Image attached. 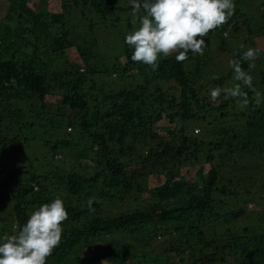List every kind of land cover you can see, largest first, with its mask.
I'll return each instance as SVG.
<instances>
[{
    "label": "trees",
    "instance_id": "1",
    "mask_svg": "<svg viewBox=\"0 0 264 264\" xmlns=\"http://www.w3.org/2000/svg\"><path fill=\"white\" fill-rule=\"evenodd\" d=\"M60 1L58 13L36 10L28 0H6L3 7L0 237L59 196L68 219L47 264H264V102L255 103L257 91L264 96V69L258 84L242 85L247 105L223 94L212 103L210 89L224 88L232 68L204 84V55L189 52L184 62L176 54L161 56L155 71L133 62L125 43L135 27L130 2L121 7L129 15L122 59L93 66L81 51L87 67L64 59L53 68L65 49L81 50L68 22L92 31L118 8V0ZM234 4L228 22L237 30L239 20L248 22ZM254 32L264 38L263 27ZM242 51L235 49L232 60ZM241 67L249 73L247 61ZM162 119L169 126L156 129ZM235 122L243 126L241 134L233 130ZM194 125L200 130L194 132ZM36 130L54 140L51 159L35 155L7 169L6 159L22 151ZM91 198L111 208L127 206L103 210ZM249 202L263 204L262 210L248 215Z\"/></svg>",
    "mask_w": 264,
    "mask_h": 264
},
{
    "label": "clouds",
    "instance_id": "2",
    "mask_svg": "<svg viewBox=\"0 0 264 264\" xmlns=\"http://www.w3.org/2000/svg\"><path fill=\"white\" fill-rule=\"evenodd\" d=\"M134 29L126 34L125 43L132 49L131 60L148 65L155 71L161 56L173 54L177 62L186 61L189 52L204 54V37L226 24L234 14V0H129ZM243 50L244 46H240ZM259 49L249 47L240 59L229 61L235 83L231 87L210 89V102L239 99L249 103L242 85L252 88L253 77L241 67V61H255ZM264 102L260 92L255 103ZM92 210V201H88ZM68 213L57 196L31 212L26 223L14 225L12 234L0 237V264H47V258L61 242Z\"/></svg>",
    "mask_w": 264,
    "mask_h": 264
},
{
    "label": "rangeland",
    "instance_id": "3",
    "mask_svg": "<svg viewBox=\"0 0 264 264\" xmlns=\"http://www.w3.org/2000/svg\"><path fill=\"white\" fill-rule=\"evenodd\" d=\"M5 2L6 0H0V19L3 17L4 14L3 7ZM28 3L33 8H36V10H45L55 13L61 12L63 7L60 0H28ZM127 3H129V0H118L116 4L118 8H116L105 21H103L102 23L98 22L97 24H95L93 28L94 30L92 31L87 29L84 25L74 26L72 25V21L68 22L67 26L71 29L72 35L74 37H78V40L81 39V41H79L81 50H78V47H71L65 49V57L62 59L54 60L52 63V67L59 68L60 66H62L64 59L68 60L69 63H79L81 65V68L87 67L86 63H83L84 61L81 55V51L87 52V63L90 65L93 64V66H95V64L112 65L115 62L116 57L122 59L123 56L119 55L122 53L124 48L122 40L124 34L123 30H127V28H125L124 23L129 15L127 11L121 9V7L126 6ZM237 6L241 10V12L244 13L243 15L246 17V21L248 23L245 24V22L242 21L243 19L239 20V28L235 30V28H233V23H231L230 21L222 25L221 27L215 29L214 31H210L208 35L204 37L207 42L203 54L205 57H207V67L205 70V75L201 80V82L204 81V84H206L207 81H210V79L213 78L215 75L228 74V72L231 70L229 61L232 60V53L241 45L244 46V51H246L249 47L259 49L257 59L255 61H247L250 65L248 72L251 73L253 81L257 82L256 84L259 83L258 80L260 67H262L261 70L264 69V38L256 32L253 33V31L262 27L264 30V0H237ZM87 23L88 22H85V24ZM250 32L252 33L251 35L249 34ZM95 34H97L99 37H97V40L94 45V43L91 44V42H94ZM83 39H85V41H83ZM101 58L105 60V63L99 62ZM139 64L142 65L141 63ZM143 78H139L138 80L142 81ZM228 82V84L227 82L224 83V88L231 87L235 83L232 77L229 78ZM171 84L172 83H164L163 87L168 88V90L170 88L171 92L178 93V89H173V84ZM54 98L55 97L53 95L48 96V99L50 101H54ZM235 107V111L240 108L239 104H237ZM239 111L248 113V111L242 109H240ZM253 116L256 117L257 114H254ZM245 120L246 119L244 118L242 121ZM157 125L158 127L156 129L159 130H163V127L169 126L165 119L159 120ZM255 125L257 129H260L262 127V125L259 123H255ZM232 126L234 131L239 132L240 134L242 133L241 127L243 126L238 125V123L236 122L235 124L232 123ZM193 128L194 129L192 130L194 132L197 131V129L200 130V126L198 125H194ZM55 134L59 135V138H63L65 135L62 130H57V133ZM29 135L30 139L24 145L23 150L15 152L12 156L6 159L7 169H11L12 166L25 163L30 159L32 160L35 155L44 156L45 161L51 159V154L54 151V148L52 147L54 140L50 138V134H43L42 130H36L35 132H32ZM46 140H49L51 142L49 144L51 146H47V144L44 142ZM60 157L61 155L59 153H57V155H54L55 159H58ZM44 163L45 162H43V164ZM157 181H159V179ZM151 185L154 186V182H151ZM91 199L93 200L96 198ZM96 200L100 203L101 208L103 210L112 209V211L121 212L124 211L127 206L126 203L122 206L119 204L113 205V207L111 208L110 205H108L106 202H102L98 199ZM262 205L263 204L256 205L253 202L247 203V207L249 209H253L248 210L247 214L249 215L250 212L252 215L254 212H256V209L261 211ZM82 206H85V202L82 204ZM249 218L252 217L249 216ZM152 263V261H148L146 264ZM97 264H103V262H98Z\"/></svg>",
    "mask_w": 264,
    "mask_h": 264
}]
</instances>
